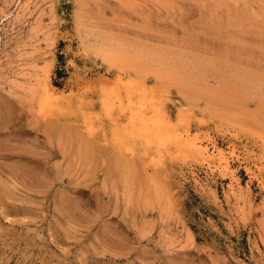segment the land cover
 Returning <instances> with one entry per match:
<instances>
[{
    "label": "rangeland",
    "instance_id": "rangeland-1",
    "mask_svg": "<svg viewBox=\"0 0 264 264\" xmlns=\"http://www.w3.org/2000/svg\"><path fill=\"white\" fill-rule=\"evenodd\" d=\"M0 264H264V0H0Z\"/></svg>",
    "mask_w": 264,
    "mask_h": 264
},
{
    "label": "bare ground",
    "instance_id": "bare-ground-1",
    "mask_svg": "<svg viewBox=\"0 0 264 264\" xmlns=\"http://www.w3.org/2000/svg\"><path fill=\"white\" fill-rule=\"evenodd\" d=\"M197 148H198V147H197ZM201 149H202V148L200 147V149H197V151H198L199 153H202V154L205 153L204 150H201ZM220 164H221V163H220Z\"/></svg>",
    "mask_w": 264,
    "mask_h": 264
}]
</instances>
